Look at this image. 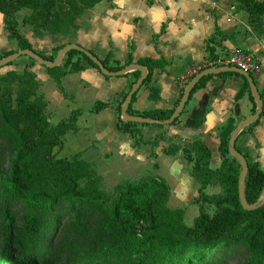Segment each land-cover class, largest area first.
I'll return each mask as SVG.
<instances>
[{
	"label": "crops",
	"instance_id": "obj_1",
	"mask_svg": "<svg viewBox=\"0 0 264 264\" xmlns=\"http://www.w3.org/2000/svg\"><path fill=\"white\" fill-rule=\"evenodd\" d=\"M80 21L77 29L50 35L35 34L17 20L20 34L40 59L44 55L54 60L63 47L58 66L69 45L91 50L100 58L111 51L120 63H125L129 55L134 62L143 58L164 61V68L155 69L130 101L136 112H174L182 99L177 79L191 64L212 57L207 45L215 58L227 59L235 49L255 56L260 69L252 75L253 84L257 93L264 96V16L263 33L257 34L249 24L248 13L238 7L236 0H102L84 11ZM19 51L0 13V54ZM24 68L35 76L37 93L46 103L45 113L52 126L75 114L73 128L65 132L57 157L62 151L63 159L78 155L101 177L102 185L109 188L160 178L169 188L167 207L182 209L183 218L186 214L195 218L199 213L194 201L199 196L201 178L181 151L167 155V148L172 144L187 147L199 141L210 151L209 168L222 169L225 160L219 152L220 142H229L239 123L257 110L254 98L245 89L243 76L230 72L209 75L191 89L173 124L138 125L142 142L135 144L133 135L119 129L118 113L113 106L92 111L95 103H111L117 94L127 90V73L132 68L122 75L105 76L100 70L87 67L64 75L58 88L44 65L21 55L0 68V77L9 71L21 73ZM151 88L158 90L156 100L149 98ZM155 140L158 141L152 146L150 143ZM233 147L247 162L256 163L264 171V110L238 131ZM203 193L211 196L220 193V189L218 185L208 186Z\"/></svg>",
	"mask_w": 264,
	"mask_h": 264
},
{
	"label": "trees",
	"instance_id": "obj_2",
	"mask_svg": "<svg viewBox=\"0 0 264 264\" xmlns=\"http://www.w3.org/2000/svg\"><path fill=\"white\" fill-rule=\"evenodd\" d=\"M100 1L102 0H0V13L9 37L17 42L19 50L31 51L39 56L19 32L15 18L19 10L25 8L30 11L29 15L21 19L22 26H30L34 33L51 35L69 28L77 29L83 12ZM236 2L239 8L248 13L252 29L257 34L263 33L264 0ZM77 46L99 60L104 71L81 50H66L61 66L45 67L58 88L64 75L87 67L100 70L105 76L132 67V71L127 73L130 75L127 90L117 94L111 103H95L92 111L98 112L107 106H113L118 113L119 129L133 135L135 144L142 142L136 129L138 125L155 123L168 126L177 120L166 123L173 114L172 110L136 112L132 110L130 103L126 114L148 122L138 124L120 119L121 106L140 78L139 68L147 70L142 82L144 84L150 80L155 69L164 68V61L143 58L134 62L129 55L125 63H120L113 58L111 51L100 58L95 52ZM59 49L62 50L63 47ZM207 50L215 58L213 49L208 45ZM12 54L2 53L0 60ZM40 56L43 60L53 61L52 56ZM31 61L34 62L35 59L31 58ZM10 64L11 62L7 65ZM250 77L254 81V77ZM245 89L252 99L246 79ZM37 91L35 76L26 68L21 73L9 71L0 77V126L10 137L14 149L10 167L6 173H0V177L6 182L14 200L36 210L24 216L27 223H37L40 217L50 215L46 221L55 225L67 211L55 208L58 203H66L67 209L71 211L74 206L81 204L102 210L103 231L111 237L107 243L102 244V255L95 264H102L107 260L116 261V264H204L207 254L231 245H242L248 250L249 264H264V203L261 202L264 171L256 163L247 162L244 155L240 154L246 162L242 197L248 208H244L239 194L242 165L230 155L227 140H222L219 145V152L225 160L222 169L209 168L210 151L199 141H194L187 147L172 144L165 151L167 155L181 151L186 162L192 164L193 172L201 178L199 196L194 201L199 205V213L193 219L192 226H187L183 221L182 209L172 210L167 207L169 188L162 179L146 178L136 183L118 184L113 187L112 193H108L101 188V177L78 155L69 159L57 157L56 152L62 149L65 132L73 128L75 114L52 126L45 113L46 103ZM258 95L261 103L259 117L264 110V96L261 93ZM134 96L135 93L131 100ZM149 98L156 100L158 90L151 88ZM157 141L150 144L154 146ZM213 185L219 186L220 193L205 195L203 190ZM203 204L215 207L212 215L204 211ZM73 218L79 220L77 214ZM1 222L5 230L0 264H8L12 218L4 211ZM34 257L18 264H30Z\"/></svg>",
	"mask_w": 264,
	"mask_h": 264
},
{
	"label": "rangeland",
	"instance_id": "obj_3",
	"mask_svg": "<svg viewBox=\"0 0 264 264\" xmlns=\"http://www.w3.org/2000/svg\"><path fill=\"white\" fill-rule=\"evenodd\" d=\"M29 13L28 9L23 8L15 14V17L21 23V19ZM64 155V151L58 154L60 158ZM13 156L12 141L0 126V173L8 171ZM101 188L108 193L113 191V188L105 187L102 183ZM55 208L67 210L59 217L55 225L52 224L53 222L46 221L50 215L46 218L40 217L37 223H27L24 216L36 210L14 200L6 182L0 177V255L5 230L1 222L4 211L12 218L8 264L23 263L31 256H35V259L30 264H95L98 262L103 251L102 244L107 243L111 237L103 231L104 212L84 204L74 206L72 211L67 209L66 203H58ZM203 209L210 215L215 211V207L208 204H203ZM74 214L79 216L78 221L74 220ZM193 219L191 214H186L183 221L187 226H192ZM249 262L250 253L244 246L231 245L228 248L220 247L207 254L204 264H249ZM102 264H116V261L107 260Z\"/></svg>",
	"mask_w": 264,
	"mask_h": 264
},
{
	"label": "water",
	"instance_id": "obj_4",
	"mask_svg": "<svg viewBox=\"0 0 264 264\" xmlns=\"http://www.w3.org/2000/svg\"><path fill=\"white\" fill-rule=\"evenodd\" d=\"M65 50H81L77 45H69L65 48ZM63 51L64 50H61L59 51L57 57L51 62V63H46L44 62L42 59H40L39 57L35 56L31 51H19L17 53H14L2 60H0V68L6 66L7 64H9L10 62L14 61L15 59H17L19 56L21 55H26L32 59H35V61L37 63H40L42 65H44L45 67H49V68H52V67H55V66H58V63L60 62L61 60V56L63 54ZM82 51V50H81ZM83 54L89 58L98 68H100L102 70V72L104 71L102 69V65L101 63L99 62V60H97L96 58H94L90 53L86 52V51H82ZM132 68V67H130ZM129 68L119 72V73H114L112 75H121L123 72H125L126 70H128ZM140 72H141V75H140V78L138 80V82L132 87L131 91L128 93L122 107H121V116L124 120L126 121H130L132 123H138V124H143V123H147L148 121L147 120H144L142 118H139V117H133V116H128L126 114V108L127 106L129 105L130 101H131V98H132V95L137 91V89L140 87V85L142 84V82L144 81L145 77H146V70L142 67L139 68ZM224 72H230V73H237L241 76H243L246 81L248 82V85H249V88H250V92H251V95L252 97L254 98L256 104H257V110L255 111V113L248 119H245L244 121H242L241 123H239V125L237 126V128L235 129V131L233 132V134L231 135L230 139H229V152L232 154L233 157H235L239 162L240 164L242 165V173H241V176H240V180H239V194H240V198H241V201H242V205L244 208H248L246 205H245V202L243 200V197H242V189H243V183H244V177H245V172H246V162L245 160L243 159V157L234 149L233 147V140L236 136V134L238 133L239 129L243 126H245L248 122H250L251 120L255 119L258 117L259 115V112H260V108H261V103H260V100H259V95L255 89V86L253 84V81L250 77V75H248L247 73H244L240 70H237L235 68H232V67H222V68H217V69H214V70H207V71H204L202 72L198 77H197V81L200 80L201 78L203 77H206V76H209V75H214V74H219V73H224ZM186 95L184 94L182 96V99L178 105V107L175 109V111L173 112V114L171 115V117L169 118V120L166 122L168 124L172 123L175 119L178 118L179 116V113L181 112V110L183 109V106L185 104V101H186ZM261 202L264 203V189L262 191V199H261Z\"/></svg>",
	"mask_w": 264,
	"mask_h": 264
},
{
	"label": "built area",
	"instance_id": "obj_5",
	"mask_svg": "<svg viewBox=\"0 0 264 264\" xmlns=\"http://www.w3.org/2000/svg\"><path fill=\"white\" fill-rule=\"evenodd\" d=\"M215 5V2H212ZM264 53V45L262 46ZM222 67H232L240 70L248 75H256L260 69L258 59L241 49L233 50L227 59L209 57L201 62L191 64L183 73L178 77L177 84L180 89L181 95L186 97L197 82V77L204 71L214 70ZM122 107V106H121ZM120 119L125 121L120 115ZM244 127V126H243ZM241 127L239 130H241Z\"/></svg>",
	"mask_w": 264,
	"mask_h": 264
}]
</instances>
